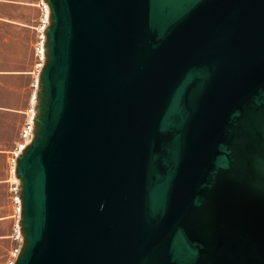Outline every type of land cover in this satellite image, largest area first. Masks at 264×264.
<instances>
[{
	"label": "water",
	"instance_id": "95a60500",
	"mask_svg": "<svg viewBox=\"0 0 264 264\" xmlns=\"http://www.w3.org/2000/svg\"><path fill=\"white\" fill-rule=\"evenodd\" d=\"M14 264H264V0H45Z\"/></svg>",
	"mask_w": 264,
	"mask_h": 264
},
{
	"label": "crops",
	"instance_id": "0c3cea01",
	"mask_svg": "<svg viewBox=\"0 0 264 264\" xmlns=\"http://www.w3.org/2000/svg\"><path fill=\"white\" fill-rule=\"evenodd\" d=\"M37 2L38 0H0V26L5 25L6 29L5 37L2 38L6 45V57L0 59V87L20 94L25 99L16 105H0V109L4 111L23 112L36 94L30 82L34 61L32 53L34 26L39 15ZM17 136L18 132L11 140L0 141L3 147L1 151L6 153ZM3 180L4 178L0 179V182H4ZM9 213L10 206L4 215L10 223Z\"/></svg>",
	"mask_w": 264,
	"mask_h": 264
},
{
	"label": "built area",
	"instance_id": "2783aa9c",
	"mask_svg": "<svg viewBox=\"0 0 264 264\" xmlns=\"http://www.w3.org/2000/svg\"><path fill=\"white\" fill-rule=\"evenodd\" d=\"M38 19L34 26L35 37L32 43L33 67L31 70V88L36 92L39 84V77L46 61V30L50 24V7L45 0H38ZM36 96L23 111V121L18 130V136L11 148L6 153V184L8 201L10 206V228L8 239L10 246L7 251L5 264H14L19 255L24 237L22 232V198L21 182L16 174L17 160L24 149L30 144L34 136L36 116Z\"/></svg>",
	"mask_w": 264,
	"mask_h": 264
},
{
	"label": "rangeland",
	"instance_id": "374dc122",
	"mask_svg": "<svg viewBox=\"0 0 264 264\" xmlns=\"http://www.w3.org/2000/svg\"><path fill=\"white\" fill-rule=\"evenodd\" d=\"M0 59L6 57V45L2 41L5 37V25L0 26ZM37 92V90H36ZM36 96V94H35ZM25 101L20 94L12 93L0 87V105H16L17 102ZM31 101V96H30ZM37 104V99L35 98ZM24 111V110H23ZM23 121V112H10L0 109V141L11 140L18 132ZM3 147L0 145V179L6 176V153L1 151ZM4 181V180H3ZM9 210V201L6 184L0 182V264H5L7 251L10 246V241L7 238L10 223L4 216Z\"/></svg>",
	"mask_w": 264,
	"mask_h": 264
}]
</instances>
